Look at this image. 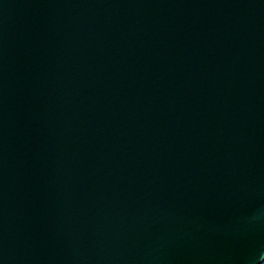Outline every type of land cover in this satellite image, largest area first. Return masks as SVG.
Wrapping results in <instances>:
<instances>
[{
	"label": "water",
	"instance_id": "water-1",
	"mask_svg": "<svg viewBox=\"0 0 264 264\" xmlns=\"http://www.w3.org/2000/svg\"><path fill=\"white\" fill-rule=\"evenodd\" d=\"M0 264H264V0H0Z\"/></svg>",
	"mask_w": 264,
	"mask_h": 264
}]
</instances>
